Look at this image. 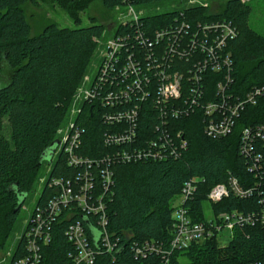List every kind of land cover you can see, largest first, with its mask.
<instances>
[{
	"label": "built area",
	"instance_id": "1",
	"mask_svg": "<svg viewBox=\"0 0 264 264\" xmlns=\"http://www.w3.org/2000/svg\"><path fill=\"white\" fill-rule=\"evenodd\" d=\"M136 1L123 0L114 8L118 23L102 40L96 72L78 89L71 120L57 132L55 156L62 155L75 175L42 178L50 195L42 199L39 194L23 233L0 264H47V249L60 233L70 247L64 264H174L195 246L228 239L229 245L217 246L226 249L237 232L247 228H261L264 234L262 124L245 126L240 132L239 153L253 185L243 186L230 177L227 183L213 186L201 203L199 218L192 203L200 179L186 181L172 205L168 240L137 242L130 233L110 229L108 208L114 196L116 164L178 159L189 143L176 122L190 116L203 119L208 138L228 137L247 107L256 105L264 93L258 88L243 97L233 93L234 60L229 44L238 36L236 27L227 21H191L184 12L197 5L208 7L207 3L180 0L157 13L151 7L168 5V0ZM171 13L176 15L166 26L146 27L150 18ZM84 106L97 110L92 115L97 121L90 124L106 127L102 142L109 151L95 158L82 154L88 130L78 116ZM145 108L157 118L147 137L142 133ZM231 197L255 199L256 207L215 211L216 205ZM20 241L23 245L18 248ZM241 264H264V259Z\"/></svg>",
	"mask_w": 264,
	"mask_h": 264
},
{
	"label": "trees",
	"instance_id": "2",
	"mask_svg": "<svg viewBox=\"0 0 264 264\" xmlns=\"http://www.w3.org/2000/svg\"><path fill=\"white\" fill-rule=\"evenodd\" d=\"M94 1L108 10L123 4V0H60V3L71 10L72 21L80 25L81 19L74 10L82 12ZM161 1L138 0L134 4ZM28 2L36 0H0V81L6 70L9 74L8 82L0 84V249L16 227L32 187L42 179L45 163L52 168L49 177L75 175L65 165L62 155L52 166L58 148L57 132L74 108V97L96 52V41L106 33L105 26L95 24L96 19L92 18L88 27L71 29L48 23L35 34L26 14ZM251 11L252 7L241 0H227L221 11L199 5L184 10L191 21H227L236 27L238 36L231 41L229 49L234 60L233 93L238 97L254 88L264 92V35L251 26ZM175 15H157L147 21L146 27L166 26ZM94 110L84 106L78 116L88 130L82 154L89 158L109 151L102 142L106 127L90 124L97 121L92 117ZM146 110L143 137L153 133L152 127L157 122L156 115H149ZM177 123L186 132L189 143L181 157L114 166V196L108 208L111 230L130 233L137 242L168 240L172 205L186 181L200 179L192 203L199 218L201 203L213 186L227 183L230 177H236L243 186L253 185L246 160L239 153V140L243 127L264 125V93L256 105L247 107L228 137L208 138L200 116H190ZM41 193L42 199L50 195L44 187ZM255 207V199L238 201L231 197L216 205L215 211ZM22 245L20 241L18 248ZM69 248L60 233L47 249V264L66 263ZM261 259H264L263 231L247 228L237 232L236 239L226 249H219L215 243L195 246L185 253L181 262L174 264H241Z\"/></svg>",
	"mask_w": 264,
	"mask_h": 264
},
{
	"label": "rangeland",
	"instance_id": "3",
	"mask_svg": "<svg viewBox=\"0 0 264 264\" xmlns=\"http://www.w3.org/2000/svg\"><path fill=\"white\" fill-rule=\"evenodd\" d=\"M176 1L180 0H168V5H154L151 12H162L163 10L167 8H171L173 4H176ZM187 2V0H184ZM202 3H207L209 7L213 9V11H221L223 5L227 0H199ZM242 1V0H241ZM245 3L249 4L252 7L251 11V17H250V24L251 26L257 30L259 33L264 35V0H243ZM242 1V2H243ZM243 2V3H244ZM186 6V4L184 5ZM177 7V6H175ZM26 14L28 18L30 19V22L32 24L33 33L37 34L40 33L43 28L48 23H56L60 27H67L71 29L75 28H84L92 25V18L96 19L95 24L104 25L106 28V35H104L103 38H107L109 35L112 34L110 32L113 27L118 23L119 13L117 11L108 10L105 9L100 2H91L90 5H88L87 8H85L84 11H77V15L81 19V24L76 25L72 21V12L67 8L66 6L62 5L60 3V0H36L35 3L28 2L25 6ZM177 9H180V7H177ZM124 10V9H123ZM102 40L99 39L96 41L97 48L96 52L94 54V57L92 59V62L90 64L89 70L83 79L82 85H87L86 78H91L97 68V64L99 62L101 48H102ZM6 69V67H5ZM8 71L6 70L2 76V79L0 81V84H4L8 82L9 76ZM76 107H81V104L76 105ZM71 120L70 117L66 120V124ZM59 157V153L54 158L53 165H55L57 159ZM50 164L45 163L42 167L41 171V178H48V168ZM43 188V180L40 179L37 181V183L32 187L31 193L22 208L19 217L18 222L16 224V227L14 228L13 232L10 234L9 238L4 244V247L0 249V261H2L6 255L13 250L15 247L17 238L23 233L25 221L28 219L29 214H31L35 208L37 199L39 197V194L41 193ZM2 238H0V241ZM230 241L228 239L221 240L219 245H229ZM182 260V259H181Z\"/></svg>",
	"mask_w": 264,
	"mask_h": 264
},
{
	"label": "water",
	"instance_id": "4",
	"mask_svg": "<svg viewBox=\"0 0 264 264\" xmlns=\"http://www.w3.org/2000/svg\"><path fill=\"white\" fill-rule=\"evenodd\" d=\"M58 144H59V143L57 142L56 147L58 146ZM55 150H56V149H54L53 153L55 152ZM51 158H52V156L49 157V160H51Z\"/></svg>",
	"mask_w": 264,
	"mask_h": 264
}]
</instances>
